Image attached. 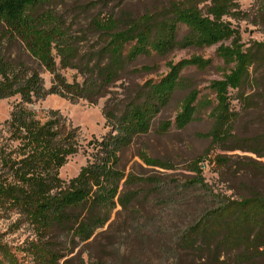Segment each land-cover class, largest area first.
<instances>
[{"label": "trees", "instance_id": "16d2710c", "mask_svg": "<svg viewBox=\"0 0 264 264\" xmlns=\"http://www.w3.org/2000/svg\"><path fill=\"white\" fill-rule=\"evenodd\" d=\"M52 1L0 0V98L18 95L20 99L5 122L13 147H0V217L14 215L10 226H24L30 233L14 251L0 242V264H246L261 258L263 192L251 190L238 199L212 195L205 201L191 200L185 194L207 189L198 166L201 158L186 166L192 176L180 183L125 173L119 166L120 153L148 131L153 118L179 90L187 92L174 119L160 123V132L172 125L181 129L199 110L208 109L212 124L205 135L211 147L220 148L234 139L237 112L232 99L251 104L244 91L247 85L262 88L264 97V42L241 41L239 29L230 21L244 17L237 0H168L139 16L94 20L102 46L82 80L72 82L60 73L53 52L60 56V66L67 67L77 56L76 41L59 15L42 9ZM13 41H20L51 74L48 88L38 69L17 67L2 52L3 44ZM215 45L222 72L209 82L212 96L200 97L182 74L188 67L206 69L212 58L192 55L167 62L166 72L139 85L121 109L105 101L103 116L109 129L87 141L88 162L74 177L68 182L59 177L67 157L78 151L77 128L56 110L41 120L25 104L48 94L93 103L140 55ZM250 71L257 74L251 77ZM231 90L237 92L234 97ZM234 142L224 148L264 158V133ZM138 156L148 166L172 168L145 151ZM227 161L220 153L212 157L218 167ZM254 168L264 172L258 165ZM151 192L159 205L169 209L165 216L142 215ZM100 234L110 235L113 243L98 241Z\"/></svg>", "mask_w": 264, "mask_h": 264}, {"label": "rangeland", "instance_id": "374dc122", "mask_svg": "<svg viewBox=\"0 0 264 264\" xmlns=\"http://www.w3.org/2000/svg\"><path fill=\"white\" fill-rule=\"evenodd\" d=\"M168 0H53L42 9H48L59 15L64 22L68 33L74 37L77 47V56L67 67L60 66V56L54 53L55 61L60 73L72 82L81 81L82 76L87 73L96 60L95 51L102 46L98 32L92 26L94 20H101L105 17H117L121 15L139 16L145 11L156 6L165 5ZM239 8L244 12V17L240 19H230L232 25L239 29L241 41L249 44L251 41L264 42V0H237ZM184 33L180 30L178 38ZM215 46L210 47H176L165 55L149 53L140 55L136 60L130 62L120 72L119 77L107 86L104 94L91 103L80 98L74 101L68 100L56 94H48L32 103L25 104L35 115L44 120L50 110H56L66 120V123L77 128L78 151L69 155L66 162L59 169V177L68 182L74 177L80 168L89 159V148L87 141L91 138H99L109 129L105 125L103 116V105L108 101L110 106L116 110L123 105L134 94L136 88L148 79H156L163 75L166 70V63L188 58L192 55H199L203 58H212V63L204 70L188 67L182 71L183 76L194 88L199 90V96L210 95L208 89L209 82L220 78L221 62L215 58ZM2 52L17 67L38 69L43 79V85L48 88L51 84V74L43 67L39 66L26 51L20 41L4 43ZM99 59V58H98ZM142 66L149 67L147 71H140ZM251 77L257 73L250 71ZM244 91L251 97V104L238 102L232 99V105L237 112L233 123L232 135L234 139L227 142L224 147L235 145V138L241 139L259 133H264V97L263 90L257 86H246ZM187 90L175 92L170 102L152 120L148 131L136 136L130 145L120 153L119 166L125 173H133L143 176H155L163 181H178L188 179L192 173L186 166L194 159L201 158L198 166L202 172V177L207 189L192 191L185 194L191 200H207L212 195L226 196L238 199L244 197L251 190L264 193V172L258 171L254 167L264 168V158L256 157L253 153L239 149L229 150V148L211 147L210 140L205 135L212 124L208 109H201L195 118L185 127L178 129L173 125L166 131L160 132L159 125L162 121L173 120L179 108L180 101ZM235 90L230 91V95H236ZM212 96V95H210ZM19 96L0 98V147H13L8 139L6 120L15 104L19 102ZM139 151H145L147 155L157 158L172 166L171 169H161L155 166H148L139 158ZM220 153L228 160L225 165L216 166L212 162L214 154ZM203 163L204 167L202 168ZM171 183V182H170ZM171 192H174L172 186ZM198 195V196H197ZM155 193L148 195L142 215L146 213L160 212L165 216L169 209L159 205ZM114 212L111 219L114 218ZM15 216L4 214L0 217V242L10 247L12 251L24 245L30 237L29 230L22 226L14 229L10 226ZM96 239L101 243L112 244L110 235L100 234ZM78 247L74 249L77 250ZM246 264H264V254L261 258Z\"/></svg>", "mask_w": 264, "mask_h": 264}, {"label": "built area", "instance_id": "2783aa9c", "mask_svg": "<svg viewBox=\"0 0 264 264\" xmlns=\"http://www.w3.org/2000/svg\"><path fill=\"white\" fill-rule=\"evenodd\" d=\"M201 164H202V166H201V167L203 168V167H204V165H203V163H200V165H201Z\"/></svg>", "mask_w": 264, "mask_h": 264}]
</instances>
